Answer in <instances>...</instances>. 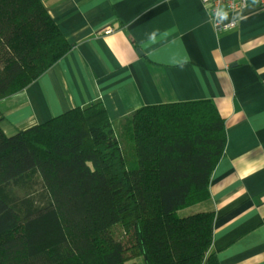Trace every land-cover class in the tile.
I'll use <instances>...</instances> for the list:
<instances>
[{
  "label": "trees",
  "instance_id": "trees-1",
  "mask_svg": "<svg viewBox=\"0 0 264 264\" xmlns=\"http://www.w3.org/2000/svg\"><path fill=\"white\" fill-rule=\"evenodd\" d=\"M71 48L44 0H0V100ZM4 120L0 264H220L210 183L227 131L211 99L144 105L119 131L101 102L13 134Z\"/></svg>",
  "mask_w": 264,
  "mask_h": 264
},
{
  "label": "crops",
  "instance_id": "crops-1",
  "mask_svg": "<svg viewBox=\"0 0 264 264\" xmlns=\"http://www.w3.org/2000/svg\"><path fill=\"white\" fill-rule=\"evenodd\" d=\"M44 3L72 48L0 100L4 130L101 102L119 131L144 105L211 99L227 131L210 183L213 249L220 264H264V10L225 13L236 25L219 29L202 0Z\"/></svg>",
  "mask_w": 264,
  "mask_h": 264
},
{
  "label": "built area",
  "instance_id": "built-area-1",
  "mask_svg": "<svg viewBox=\"0 0 264 264\" xmlns=\"http://www.w3.org/2000/svg\"><path fill=\"white\" fill-rule=\"evenodd\" d=\"M208 7L211 17L215 21V24L219 29H229L236 25V21L233 20L228 24H224L220 21V18L225 13H237L242 11L250 4H256L264 10V0H202ZM107 31H110L109 29Z\"/></svg>",
  "mask_w": 264,
  "mask_h": 264
},
{
  "label": "rangeland",
  "instance_id": "rangeland-1",
  "mask_svg": "<svg viewBox=\"0 0 264 264\" xmlns=\"http://www.w3.org/2000/svg\"><path fill=\"white\" fill-rule=\"evenodd\" d=\"M188 211V210H187ZM190 211V210H189ZM186 212V211H185ZM144 256H139L137 257L135 260H134V263L133 264H144Z\"/></svg>",
  "mask_w": 264,
  "mask_h": 264
}]
</instances>
